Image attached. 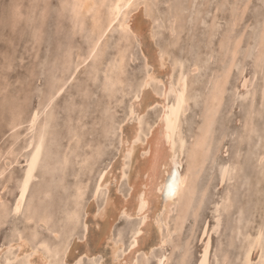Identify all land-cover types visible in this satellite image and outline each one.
I'll use <instances>...</instances> for the list:
<instances>
[{
	"label": "rangeland",
	"instance_id": "obj_1",
	"mask_svg": "<svg viewBox=\"0 0 264 264\" xmlns=\"http://www.w3.org/2000/svg\"><path fill=\"white\" fill-rule=\"evenodd\" d=\"M71 1L73 2V0H0V170L6 167L4 172H7L0 175V198L2 199L0 208L3 207L6 211L4 213L0 209L2 218V221L0 218V264H13V259L14 264H26L27 258L31 261H39L41 253L49 264H56L57 261L58 264H66L67 261H72L74 264L75 259L80 256H84L90 262L101 260V264H119L122 260L124 264H127L126 257H129L137 248L139 251L134 255L131 264H158L161 259L160 264H247L243 263L246 259L244 256L247 254L251 257L248 263L259 264L257 257L259 259L261 256L263 245L259 248L258 244H262V241L258 244L255 241L258 237L256 235L264 233V42L262 43L264 41V0H137L140 2H137L139 6L136 0H133L134 3L131 2L129 10L124 9L125 13L122 12L120 18L111 26L113 28L109 29L110 32L102 36L101 43L99 42V47L97 46L95 50L96 54H89L96 34V30L93 29L95 28L93 18L98 17L99 24L103 20H108V6L113 0H106L107 2L97 0V5L98 2L100 5L94 8L96 11L93 9L90 13H81L83 14L81 17L80 14H76ZM131 6L134 7L131 8ZM101 11L105 13L102 14ZM123 14H126L128 23H131L127 31L117 27ZM133 24H137L142 32L138 38L130 33ZM143 25L146 26L142 27ZM90 32L91 35H88ZM105 41H108V46L103 43ZM102 45L104 50L100 49ZM119 55L123 57L121 70L116 64ZM81 56L88 58L78 68L76 76L74 74L71 76L74 78L68 80L66 88L65 86L63 88L65 90L56 95L48 105V96L55 92L58 83H61L60 80L64 81L65 77L71 75L73 65L79 63ZM67 66L71 67L68 69ZM67 69L70 71L66 76ZM212 73L214 76L211 75ZM147 75H155V80L144 88L142 83ZM180 76L184 82L186 105L184 104V110L179 116L173 150L176 161L178 163L180 161V174L188 176L187 185L180 194L182 197L179 195L173 201L171 213L169 212L167 216H164L166 215L164 210L159 211L160 215L157 212L153 219L151 210L147 215L138 214L134 217L119 214L118 208L123 205L128 206L131 202L133 191L129 184L130 180L135 168H138L146 157L141 149L146 145V137L148 139L156 128L162 111L161 105L158 104L143 110V104L145 100L152 102L156 98L160 99L165 83H169L172 79V85H176ZM110 78H116L114 85L109 81ZM52 79L54 82H51ZM224 80L227 83H224ZM191 84L193 87L190 86ZM49 88L53 89L49 90ZM212 90L215 92L212 93ZM172 98L174 94L170 93V96H167V102L172 101ZM41 103L42 107L46 108L39 116L38 126L28 130L29 114L34 110L39 111L42 108ZM157 107H159L158 110ZM131 110L134 111L133 114ZM14 119L22 121L23 124L15 130H10L9 124ZM45 120L49 121L48 129L51 130L52 127L53 131L48 130V134L46 133L44 137L39 165L31 180L35 185L33 186L30 182L22 202L21 212L19 210V213H15L14 204L19 193L25 157L29 151L23 150V147L32 136L38 133L39 125ZM50 122L53 123L50 124ZM134 124L139 125L141 130L140 137L134 144L132 155L134 161L131 158L124 160L121 150L128 144L124 141H128ZM179 140L182 142L181 149ZM7 152L9 154H6ZM69 155L70 157H67ZM64 159L66 160L64 163L67 164H62L61 168ZM122 161L125 162L123 171L125 176L119 180V183L113 180V183L108 184V189L102 187L95 192V186L99 180L108 178V175L110 176L116 169L115 172L120 173L119 165ZM9 163L11 164L8 165ZM233 167L236 172L231 169ZM220 169H223L222 173ZM49 180H55V184L53 181L50 183ZM39 184L41 187L43 185L41 189ZM221 197L224 198L220 199ZM109 198L111 202L108 201V204ZM120 201L124 202L122 206ZM26 202L29 205L28 203L25 205ZM70 202L73 204L75 202V207ZM220 203L228 208L224 209ZM112 204H115L114 209ZM28 206L30 214L26 208ZM105 209L107 213L105 212L106 216L102 218L99 214ZM223 209L227 210L223 212ZM47 210L51 213L45 212ZM31 218L33 225H29L32 224ZM184 220L186 221L182 225ZM175 222L178 224H175L176 229L173 227ZM106 224L107 226L110 224L111 227L107 229L108 231L105 230ZM165 224L172 225L170 231L169 226L166 227ZM142 225L144 228L140 230ZM147 225L149 228L145 230ZM150 225H153L154 229L156 227L157 232ZM32 228H34L33 231ZM134 231H137V243L132 245ZM175 231L177 232L174 233ZM144 234L150 235H146L145 238ZM21 240L25 242L24 250L18 246ZM250 240H252L251 243H249ZM154 242L157 243L154 245ZM39 245L43 247H37ZM114 247L117 249L116 254H113ZM184 252L187 255H184ZM18 256L22 258L19 259Z\"/></svg>",
	"mask_w": 264,
	"mask_h": 264
},
{
	"label": "bare ground",
	"instance_id": "obj_2",
	"mask_svg": "<svg viewBox=\"0 0 264 264\" xmlns=\"http://www.w3.org/2000/svg\"><path fill=\"white\" fill-rule=\"evenodd\" d=\"M65 1V0H64ZM68 1V0H67ZM96 1L97 0H73V9L76 11V14H80V17L83 15H81V13H90V11L91 10H93L95 7H98V5H100V2H98L99 4L97 5V3H96ZM106 1V0H105ZM133 0H113V1H111V3L109 4V15H107V17H108V20H103V18H102V20L103 21H101V23L99 24V20H98V17H97V19L96 18H93V19H95L94 20V25L93 26H95V28H93L94 29V31L96 30V34L94 35V39H93V42H92V44H91V49H90V53L89 54H93V53H95V50H96V48H97V46H98V44H100L101 43V39H102V36H104V34H106L107 32L109 33L110 31H109V29L110 28H113V27H111L119 18H120V16H121V14H122V12L124 11V9L126 10V8L128 9V7L131 5V2H132ZM139 1V0H138ZM137 0H136V3L138 2ZM141 1V0H140ZM103 2V1H102ZM107 2V1H106ZM109 2V1H108ZM148 2V1H147ZM65 3V2H64ZM105 3V2H104ZM134 2H132V4H133ZM138 3H140V2H138ZM138 3H137V5H138ZM66 4V3H65ZM106 4H108V3H106ZM102 5V4H101ZM141 5V4H140ZM134 6H136V5H134ZM133 6V7H134ZM139 6V5H138ZM100 7V6H99ZM132 6H131V8H133ZM142 7H144V6H142ZM70 8V7H69ZM106 8V7H105ZM130 8V7H129ZM96 9H99V8H96ZM95 10V9H94ZM100 10H101V8H100ZM129 10V9H128ZM134 10V9H133ZM71 11H72V8H71ZM96 11V10H95ZM104 11V10H103ZM103 11H101L102 12V14L103 13H105V12H103ZM73 12V11H72ZM99 12V11H98ZM131 12H133L132 10H131ZM147 12V11H146ZM91 13H93V11L91 12ZM97 13V12H96ZM123 13H125V12H123ZM141 13V12H140ZM72 14V13H71ZM101 14V13H100ZM127 14V13H126ZM126 14H123L122 15V20H120V22H118V25H117V27H120V29H122L123 31H127V29H129V25L131 24H129L128 22V19L126 18L127 16H126ZM148 14H149V12H148ZM147 14V15H148ZM73 15H74V13H73ZM91 15V14H90ZM93 15H94V13H93ZM78 16V15H77ZM85 16V15H84ZM98 16H99V14H98ZM101 16V15H100ZM103 16H106V15H103ZM103 16H101V17H103ZM79 17V18H80ZM129 18V17H128ZM181 18V17H180ZM73 19V18H72ZM84 19H86V17L84 18ZM89 19V18H88ZM105 19V18H104ZM177 19V18H176ZM75 21V20H74ZM81 21V20H80ZM82 21H84V20H82ZM104 21H105V24H104ZM107 21V22H106ZM28 22V21H27ZM155 22V21H154ZM177 22V21H176ZM263 22H264V20H263ZM81 23V22H80ZM86 23V22H85ZM102 23L104 24V25H102ZM157 23V22H156ZM172 23V25H173V21L171 22ZM170 23V24H171ZM137 24H139V23H137ZM137 24H133L134 26H133V28H130V30H132V32H130V33H132L135 37H139L140 36V34L142 33L141 31H140V27L137 25ZM142 24V23H141ZM183 24V23H182ZM264 24V23H263ZM77 25H79L78 23H77ZM91 25V24H90ZM100 25V26H99ZM102 25V26H101ZM116 25V24H115ZM147 25V24H146ZM145 25V26H146ZM144 25L142 26V27H145ZM80 27L82 28V24L80 25ZM92 27V26H91ZM90 27V28H91ZM116 27V28H117ZM131 27H132V25H131ZM89 28V27H88ZM173 28V27H172ZM83 29H85V27L83 28ZM118 29V28H117ZM146 29V28H145ZM144 29V30H145ZM149 28L147 27V30H148ZM151 29V28H150ZM81 30V29H80ZM88 30V29H87ZM143 30V31H144ZM147 30H146V32H147ZM172 30V29H171ZM121 31V30H120ZM123 31H121V33L123 32ZM83 32V31H82ZM89 32V31H88ZM87 32V33H88ZM92 32V31H91ZM91 32H90V34H88V35H91ZM180 32V31H179ZM94 33V32H93ZM124 33V32H123ZM155 33V32H154ZM177 34V33H176ZM179 34V33H178ZM131 35V34H130ZM175 35V34H174ZM226 35V34H225ZM231 35V34H230ZM227 36V35H226ZM259 37V36H258ZM262 37V36H261ZM104 38V37H103ZM133 38V37H132ZM17 40V39H16ZM129 40V39H128ZM131 40V39H130ZM152 40V39H151ZM100 42V43H99ZM108 42V41H107ZM107 42L105 41V42H103V43H106L107 44ZM131 42H133V40L131 41ZM240 41H238V43H239ZM264 41H262V43H263ZM127 43V42H126ZM238 43H236L237 44V48H239L238 47ZM230 44H232V43H230ZM235 44V45H236ZM241 44V43H240ZM71 45V44H70ZM90 45V44H89ZM123 45V44H122ZM264 45V44H263ZM101 46V45H100ZM107 46H108V44H107ZM128 46V45H127ZM129 46H131V45H129ZM99 47V46H98ZM119 47H120V45H119ZM232 47V46H231ZM124 48H127V47H124ZM124 48H121V49H124ZM134 48V47H133ZM100 49H102V50H104L103 49V45H102V48H100ZM131 49H132V47H131ZM232 49V48H231ZM231 49H228V50H231ZM98 50V49H97ZM120 50V49H119ZM125 50V49H124ZM127 50V49H126ZM237 50H239V49H237ZM257 50V49H256ZM85 52H87L86 50H85ZM88 52H89V50H88ZM123 52V51H122ZM224 52V51H223ZM231 52V51H230ZM238 52V51H237ZM257 52V51H256ZM97 53V52H96ZM95 53V54H96ZM125 53V52H124ZM132 53V52H131ZM99 54V53H98ZM119 54V53H118ZM129 54V53H128ZM235 54H237V53H235ZM69 55H70V52H69ZM125 55V54H124ZM157 55V54H156ZM227 55H228V53H227ZM67 56H68V54H67ZM90 56V55H89ZM127 56V55H126ZM132 56H134V54L132 55ZM235 56V55H234ZM69 57V56H68ZM67 57V58H68ZM92 57V56H91ZM91 57H90V60H91ZM117 57V56H116ZM162 57V56H161ZM225 57H226V53H225ZM228 57H229V55H228ZM79 58V57H78ZM87 58L88 57H80V60H79V63H76V64H74L73 65V67H72V69H73V71H72V73H71V75L69 76V77H65V80L64 81H62V80H60V82L61 83H58L59 85L55 88V92L53 93V94H51L50 96H48V100H47V104L49 105L50 104V102H52V99L57 95H59L61 92H63L64 90H63V88H64V86L66 85V83L68 82V80L70 79V78H74V77H71V76H73L76 72H77V70L79 71V67H80V65L83 63V61L85 62L86 60H87ZM97 58V57H96ZM95 58V59H96ZM113 58V57H112ZM125 58V57H124ZM227 58V57H226ZM230 58V57H229ZM228 58V59H229ZM232 58H234V57H232ZM236 58V57H235ZM234 58V59H235ZM94 59V58H93ZM68 60H71V59H68ZM110 60V59H109ZM159 60V59H158ZM168 60V59H167ZM226 60V59H225ZM237 60V59H236ZM92 61V60H91ZM90 61V62H91ZM114 61V60H113ZM116 61V60H115ZM126 61V60H125ZM127 61H129V60H127ZM126 61V62H127ZM131 61V60H130ZM148 61V60H147ZM232 61V60H231ZM67 62V61H66ZM78 62V61H77ZM89 62V61H88ZM87 62V63H88ZM89 62V63H90ZM94 62V61H93ZM97 62V61H96ZM161 62V61H160ZM259 62V61H258ZM70 63H71V61H70ZM98 63V62H97ZM109 63H110V61H109ZM146 63H148V62H146ZM154 63V62H153ZM165 63H167V62H165ZM225 63V62H224ZM226 63H228L227 61H226ZM116 64H117V67H118V69H122V64H123V57L121 56V55H119V59L116 61ZM151 64H152V62H151ZM156 64V63H155ZM175 64V63H174ZM233 64V63H232ZM234 64H235V62H234ZM233 64V65H234ZM264 64V63H263ZM68 65H70V64H68ZM86 65V64H85ZM88 65H90V64H88ZM95 65V64H94ZM146 65V64H145ZM147 65H149V64H147ZM164 65V64H163ZM96 66V65H95ZM108 66V65H107ZM150 66V65H149ZM153 66V65H152ZM155 66V65H154ZM159 66V65H158ZM183 66V65H182ZM68 67V66H67ZM69 67H71V66H69ZM69 67H68V69H69ZM117 67H116V69H117ZM151 67V66H150ZM165 67H166V65H165ZM82 68H84V67H82ZM81 68V69H82ZM106 68V67H105ZM223 68V67H222ZM67 69V71L68 72H66V76L69 74V71L70 70H68ZM89 69V68H88ZM100 69V68H99ZM108 69H109V67H108ZM151 69H153V68H151ZM158 69V68H157ZM160 69V68H159ZM169 69V68H168ZM176 69V68H175ZM195 69V68H194ZM198 69V68H197ZM232 69V68H231ZM90 70H93V69H90ZM161 71H162V69H160ZM194 71V70H193ZM222 71V70H221ZM97 71H95V73H96ZM101 72V71H100ZM158 72V71H157ZM163 72V71H162ZM162 72H161V74H162ZM172 72V71H171ZM170 72V73H171ZM177 72V71H176ZM195 72V71H194ZM232 72V71H231ZM113 73V72H112ZM117 73V72H116ZM125 73V72H124ZM184 73V72H183ZM197 73V72H196ZM221 73V72H220ZM219 73V74H220ZM98 74V73H97ZM164 74V73H163ZM167 74V73H166ZM172 74V73H171ZM180 74V73H179ZM191 74H192V72H191ZM214 73H212L211 75H213ZM218 74V75H219ZM228 74V73H227ZM232 74V73H231ZM62 75V74H61ZM99 75V74H98ZM98 75H96V76H98ZM113 75V74H112ZM58 76V75H57ZM75 76H76V74H75ZM95 76V77H96ZM103 76V75H102ZM168 76V75H167ZM173 76V75H172ZM179 76V75H178ZM214 76V75H213ZM216 76V75H215ZM231 76V75H230ZM61 77H63V76H61ZM60 77V78H61ZM140 77V76H139ZM146 77V76H145ZM158 77V76H157ZM160 77V76H159ZM176 77V76H175ZM192 77V76H191ZM54 78V77H53ZM56 78V77H55ZM123 78V77H122ZM161 78V77H160ZM166 78V77H165ZM172 78V77H171ZM179 78V77H178ZM210 78H211V76H210ZM221 78H223V76H221ZM229 78V77H228ZM114 79H116V78H114ZM114 79H112V78H110V82H111V84L112 85H114ZM187 79H189V77L187 78ZM212 79V78H211ZM54 79H52V81L51 82H54L53 81ZM153 80H155V75H147V77L143 80V83H142V87H146V86H148L149 85V83L151 82V81H153ZM159 80V79H158ZM166 80V79H165ZM168 80H170V79H168ZM172 80V79H171ZM171 80L169 81V83L168 82H166L165 83V86H164V89H163V91H162V95H161V97H160V99H154L152 102H149L148 100L146 101L145 100V102H144V104H143V110H146L148 107L150 108V106H153V105H155V104H158V105H161V107H162V111H161V114H160V117H159V121H158V123L156 124L157 126H156V128H154V130L151 132V134L148 136V139H147V137H146V139H145V141H146V145L144 146V148H142L141 149V151H144V153H145V155H146V157H145V159H144V161H143V163H140L141 165L137 168L136 166H137V164H136V168H135V171H134V174H133V177H132V179L130 180V187H131V189H132V191H133V194L131 195L132 196V199H131V202H129L130 204L128 205V206H126V205H123V203L120 201V203H122V204H120L122 207L120 208L118 205V209H120L119 210V214H124L125 216H132V217H134V215H138V214H146L147 215V213L151 210V217H152V219H153V217L155 216V214L158 212V214H159V211H161V210H164L165 211V213H166V215H164V216H167L168 215V213L170 212V210H172V208H171V206L173 205V201L177 198V197H179V195L184 191V189H185V187H186V185H187V181H188V176L187 175H181L180 174V171H179V169H180V161H179V163L176 161V159H175V152H174V150H173V147H174V135H175V133H176V131H177V129H178V121H179V116H180V113H181V111L182 110H184L183 109V107H184V104H185V101H184V82H183V78H182V76H180V78L178 79V81H177V83H176V85H172V83H171ZM215 80V79H214ZM213 80V81H214ZM70 81V80H69ZM72 81V80H71ZM119 81V80H118ZM176 81V80H175ZM212 81V82H213ZM218 81V80H217ZM57 82V81H56ZM59 82V81H58ZM154 82V81H153ZM159 82H160V80H159ZM210 82H211V80H210ZM226 82V80H224V83ZM215 83H216V81H215ZM218 84H219V82H217ZM227 83V82H226ZM55 83H53V85H54ZM69 84V83H68ZM67 84V85H68ZM141 84V83H140ZM156 84V83H155ZM211 84V83H210ZM50 85H51V83H50ZM122 85V84H121ZM163 85V84H162ZM194 85V84H193ZM213 85V84H212ZM227 85V84H226ZM107 86V85H106ZM123 86V85H122ZM190 86H192V84L190 85ZM219 86V85H218ZM111 87V86H110ZM135 87V86H134ZM193 87V86H192ZM225 87V86H224ZM65 88H66V86H65ZM104 88H105V86H104ZM124 88V87H123ZM215 88H216V86H215ZM50 89H53V88H49V90ZM112 89V88H111ZM121 89H122V87H121ZM139 89V88H138ZM143 89V88H142ZM189 89V88H188ZM63 90V91H62ZM107 90V89H106ZM110 90V89H109ZM115 90V89H114ZM116 90H118L117 88H116ZM126 90V89H125ZM162 90V89H161ZM190 90V89H189ZM213 91V90H212ZM109 92V91H108ZM126 92H127V90H126ZM143 92V91H142ZM215 91H213L212 93H214ZM121 93V92H120ZM129 93H130V91H129ZM137 93H138V90H137ZM144 93V92H143ZM170 93H173L174 94V98H172V101H170V102H167V96H170ZM169 94V95H168ZM47 95V94H46ZM49 95V94H48ZM116 95V94H115ZM136 95H138V94H136ZM140 95V94H139ZM172 95V94H171ZM264 95V94H263ZM111 96V95H110ZM209 96V95H208ZM225 96V95H224ZM223 96V97H224ZM108 97V96H107ZM135 97V96H134ZM137 97V96H136ZM156 97V96H155ZM210 97V96H209ZM208 97V98H209ZM143 98V97H142ZM207 98V99H208ZM106 99V98H105ZM112 99V98H111ZM111 99H109V100H111ZM141 99V98H140ZM210 99V98H209ZM212 99V98H211ZM169 100V99H168ZM171 100V99H170ZM112 102H113V100H111ZM137 101V100H136ZM213 101H214V97H213ZM216 101V100H215ZM224 101V100H223ZM208 102V101H207ZM206 102V103H207ZM220 102V101H219ZM15 103H17V102H15ZM55 103V102H54ZM132 103V102H131ZM135 103V102H134ZM18 104V103H17ZM212 104H214V102H212ZM220 104H222V103H220ZM5 105H6V103H5ZM11 105V104H10ZM46 105V104H45ZM186 105V104H185ZM210 105V104H209ZM208 105V106H209ZM2 106V105H1ZM7 106H9L8 104H7ZM37 106V105H36ZM47 106V105H46ZM112 106V105H111ZM135 106V105H134ZM133 106V107H134ZM207 106V107H208ZM220 106H222V105H220ZM4 107V106H3ZM10 107H12V106H10ZM9 107V108H10ZM16 107V106H15ZM41 107H42V103H41ZM106 107V106H105ZM36 108V107H35ZM46 107L45 106H43L39 111H36V110H34L33 112H30L31 114H29V118H28V120H27V123H28V125H29V127H28V130L29 129H33L37 124H38V120H39V116H40V114H41V112H43L42 110H44ZM135 108H137V107H135ZM155 108V107H154ZM153 108V109H154ZM158 108L159 107H157V110H158ZM6 109V108H5ZM5 109H3V110H5ZM37 109V108H36ZM134 109V108H133ZM185 109H186V107H185ZM6 110H9V109H6ZM215 110H217V107H215ZM46 111H48V109H46ZM45 111V113H46V115H47V112ZM113 111V110H112ZM129 111V110H128ZM206 111H207V109H206ZM213 111V110H212ZM211 111V112H212ZM219 111V110H218ZM5 112V111H4ZM14 112H17V111H14ZM49 112V111H48ZM111 112V111H110ZM114 112V111H113ZM131 112V114H133V110H131L130 111ZM145 112V111H144ZM147 112V111H146ZM210 112V113H211ZM214 112V111H213ZM136 113V112H135ZM138 113V112H137ZM149 113V112H148ZM147 113V114H148ZM184 113H185V111H184ZM208 113V112H207ZM206 113V114H207ZM11 114H12V112H11ZM112 114V113H111ZM131 114L129 115V116H131ZM139 114V113H138ZM5 115V114H4ZM15 115V114H14ZM13 115V116H14ZM18 115V114H17ZM45 115V114H44ZM142 115V114H141ZM186 114H184V116H185ZM209 115V114H208ZM215 115V114H214ZM19 116V115H18ZM52 116V115H51ZM156 116V115H155ZM154 116V117H155ZM205 116H207V115H205ZM216 116V115H215ZM214 116V117H215ZM116 117V116H115ZM133 117V116H132ZM136 117H138V116H136ZM214 117H212L213 119L212 120H214ZM15 118V117H14ZM48 118V117H47ZM50 118V117H49ZM44 119H45V117H44ZM130 119H131V117H130ZM129 119V120H130ZM145 118H143V120H144ZM48 120V119H47ZM47 120H45L44 122H42L39 126V129L37 130V134L36 133H34V134H36L35 136H32V138H30V140L25 144V146L23 147V150H29L28 151V155L25 157V167H24V170H23V175H22V178H21V183H20V187H19V193H18V196H17V200H16V204H14L15 206H14V212L15 213H17L20 209H22L21 208V206H22V202H23V199H25L24 197H25V195H26V192H27V189H28V187H29V184H30V182H31V180L33 179V176L35 175L34 174V172H35V170L37 169L36 167H37V165H39L38 164V162H39V160H40V157H41V152H42V149H43V145H44V137H45V135H46V133L48 132V130H50V129H48V126H49V121H47ZM50 120V119H49ZM111 120V119H110ZM129 120H127V121H129ZM135 120V119H134ZM146 120V119H145ZM206 120H207V118H206ZM211 120V119H210ZM142 121V120H141ZM11 122V121H10ZM135 122V121H134ZM207 122H208V120H207ZM206 122V123H207ZM215 122V121H214ZM51 123H53V122H50V124ZM209 123H211V121L209 122ZM23 124V122L22 121H20V120H15L14 119V121H12L9 125H10V130H15L16 128H18V127H20L21 125ZM79 125H81V124H79ZM118 125V124H117ZM38 126V125H37ZM155 126V125H154ZM153 126V127H154ZM209 126H210V124H209ZM122 127V126H121ZM132 127V126H131ZM203 127V126H202ZM79 128V127H78ZM123 129L122 130H124V127H122ZM142 128V127H141ZM210 128V127H209ZM36 129V128H35ZM76 129V128H75ZM74 129V130H75ZM115 129V128H114ZM207 129H208V126H207ZM51 130H52V127H51ZM50 130V131H51ZM55 130V129H54ZM130 128H129V134H130ZM152 130V129H151ZM33 131V130H32ZM32 131H30V132H32ZM53 131V130H52ZM71 131V130H70ZM78 131H79V129H78ZM91 131V130H90ZM118 131H119V129H118ZM139 131H141L140 130V126L139 125H135L134 124V126H133V128H132V131H131V134H130V136L128 137V141H124V143L125 142H128V144L127 145H125L124 147H122V157H123V159L124 160H126V158H131L132 160L134 159V156L132 157V155H133V153H134V144L137 142V140H138V138L140 137L139 136ZM206 131V130H205ZM12 132V131H11ZM29 132V131H28ZM6 133V132H5ZM33 133V132H32ZM82 133V132H81ZM112 133V132H111ZM121 133V132H120ZM148 133H149V131H148ZM207 133V132H206ZM212 133V132H211ZM48 134V133H47ZM208 134V133H207ZM206 134V135H207ZM18 135V134H17ZM79 135H81V134H79ZM121 135V134H120ZM76 136V135H75ZM122 136V135H121ZM121 136H120V139H121ZM29 137V136H28ZM49 136H47V138H48ZM207 137V136H206ZM13 138V137H12ZM46 138V139H47ZM82 138V137H81ZM68 139H70V138H68ZM83 139V138H82ZM124 139V138H123ZM15 140V139H14ZM125 140H126V138H125ZM47 141H48V139H47ZM72 141V140H71ZM145 141H144V143H145ZM203 141V140H202ZM200 142V141H199ZM205 142V141H204ZM213 142V141H212ZM49 143V142H48ZM123 143V142H122ZM179 143H180V149H181V147H182V142L179 140ZM51 144V143H50ZM121 145V144H120ZM140 145V144H139ZM200 145V144H199ZM203 145V144H202ZM67 146V145H66ZM122 146V145H121ZM141 146V145H140ZM143 146V145H142ZM141 146V147H142ZM68 147V146H67ZM74 147V146H73ZM76 147H78V146H76ZM201 147V146H200ZM58 148V147H57ZM56 148V149H57ZM52 149V148H51ZM68 149V148H67ZM66 149V150H67ZM75 149V148H74ZM10 150V149H9ZM65 150V151H66ZM11 151V150H10ZM65 151H64V153H65ZM44 152V151H43ZM53 152V151H52ZM71 152V151H70ZM91 152V151H90ZM194 152V151H193ZM55 153V152H54ZM69 153V152H68ZM121 153V152H120ZM238 153V152H237ZM6 154H9V152H7ZM67 154V153H66ZM181 154H182V152H181ZM180 154V155H181ZM71 155V154H70ZM70 155L69 156H67V157H70ZM139 155V154H138ZM142 155V154H141ZM237 155V154H236ZM56 156V155H55ZM78 156V155H77ZM4 157H6V156H4ZM57 157V156H56ZM64 157V156H63ZM197 157V156H196ZM195 157V158H196ZM236 157H238V156H236ZM58 158V157H57ZM69 158H67V160H68ZM140 159V158H139ZM180 159V158H179ZM260 159H263V158H261L260 157ZM73 160V159H72ZM136 160V159H135ZM181 160V159H180ZM208 160H209V158H208ZM61 161V160H60ZM83 161V160H82ZM92 161V160H91ZM134 161V160H133ZM138 161V160H137ZM197 161H199V160H197ZM262 161V160H261ZM264 161V160H263ZM57 162H59V160H57ZM64 162H66V160L64 159V161H63V163H61V168L63 167V165L62 164H65ZM71 162V161H70ZM119 162V161H118ZM141 162V161H140ZM260 162V161H259ZM0 163H1V160H0ZM50 163V162H49ZM197 163V162H196ZM238 163V162H237ZM11 163H9L8 165H10ZM18 164V163H17ZM41 164H42V162H41ZM67 164V163H66ZM65 164V165H66ZM84 164V163H83ZM131 164V163H130ZM132 164H134L133 162H132ZM201 164V163H200ZM205 164V163H204ZM7 165V166H8ZM85 165V164H84ZM227 165V164H226ZM42 166V165H41ZM82 166V165H81ZM80 166V167H81ZM86 166V165H85ZM205 166V165H204ZM234 166H236V165H234ZM45 167V166H44ZM47 167V166H46ZM66 167V166H65ZM130 167V166H129ZM201 167V166H200ZM224 167H225V165H224ZM57 168V167H56ZM86 168H87V166H86ZM124 168H125V162L124 161H122L121 162V164L119 165V170H120V173H116L115 171L117 170H115L114 172L116 173V174H119L118 176L114 173V172H112L111 174H110V172H109V174H110V176L108 175V178H106V179H104V180H99V182H97V184H96V186H95V192H97L98 191V189H100V188H102V187H106L107 189H108V184L109 183H113V180L116 182V183H119V180L122 178V177H124L125 175H124ZM131 168V167H130ZM129 168V170H131ZM236 168V167H235ZM238 168V167H237ZM11 169V168H10ZM43 168H41V170H42ZM54 169H55V167H54ZM53 169V170H54ZM65 169V168H64ZM231 169H233V171L235 170L234 169V167L233 168H231ZM6 170V167H4V168H2L1 170H0V175L1 174H3V173H5L4 171ZM8 170V169H7ZM39 170H40V168H39ZM49 170V169H48ZM221 170H223V169H220V172H221ZM230 170V169H229ZM9 171V170H8ZM50 171V170H49ZM59 171V170H58ZM196 171V170H195ZM194 171V172H195ZM226 171V170H225ZM230 171H232V170H230ZM232 171V172H233ZM238 171V170H237ZM14 172V171H13ZM41 172V171H40ZM55 172V171H54ZM129 172V171H128ZM197 172V171H196ZM234 172H236V171H234ZM43 173V172H42ZM52 173V172H51ZM222 173V172H221ZM5 174H7V172L5 173ZM45 174V173H44ZM55 174V173H54ZM56 174H58V172H56ZM56 174H55V176H56ZM105 174V173H104ZM238 174V173H237ZM49 175V174H48ZM230 172H229V178L231 179V177H230ZM234 175V174H233ZM5 176H7V175H5ZM9 176H11V174L9 175ZM13 176V175H12ZM45 176H47V175H45ZM50 176V175H49ZM55 176H54V178H55ZM127 176H128V174H127ZM228 176V175H227ZM225 177V176H224ZM11 178V177H10ZM14 178V177H13ZM126 178V177H125ZM129 178H130V176H129ZM234 178V177H233ZM7 179H9V178H7ZM52 179V178H51ZM63 179V178H62ZM227 179V178H226ZM1 180V179H0ZM13 180V179H12ZM12 180H11V183H12ZM55 180H56V178H55ZM54 180V181H55ZM9 181H10V179H9ZM35 181V180H34ZM51 181H53V180H51ZM51 181L49 180V182L51 183ZM53 181V182H54ZM58 181V180H57ZM83 181V180H82ZM81 181V182H82ZM228 181V180H227ZM231 181V180H230ZM233 181H234V179H233ZM37 182V181H36ZM40 182V181H39ZM45 182V181H44ZM1 183V182H0ZM4 182L2 181V184H3ZM32 183V185H33V182H31ZM127 183H128V179H127ZM195 183H196V181H195ZM7 184V183H6ZM5 184V185H6ZM43 184V183H42ZM48 184V183H47ZM54 184H55V182H54ZM227 185L229 184V183H226ZM35 185V184H34ZM33 185V186H34ZM37 185V184H36ZM40 185V184H39ZM43 185H45V184H43ZM43 185H42V187H43ZM118 185V184H117ZM194 185V184H193ZM54 186V185H53ZM80 186H83V185H80ZM88 186V185H87ZM108 186V187H107ZM119 186V185H118ZM230 186H231V184H230ZM3 187H5L4 185H3ZM36 187H38V185L36 186ZM41 187V185L39 186V188ZM41 187V188H42ZM40 188V189H41ZM116 188H117V186H116ZM194 188V187H193ZM192 188V189H193ZM5 190H7L6 188H4ZM228 189V186H227V188H226V190ZM42 190H44V189H42ZM78 190V188L76 189V191ZM79 190H81V189H79ZM86 190V189H85ZM3 191V190H2ZM34 191V190H33ZM36 191H41V190H36ZM113 191H115L114 189H113ZM131 191V192H132ZM78 192V191H77ZM193 192H194V190H193ZM227 192V191H226ZM228 192H229V190H228ZM35 193V192H34ZM39 193V192H38ZM37 193V194H38ZM41 193V192H40ZM42 193H43V191H42ZM75 193V192H74ZM79 193H80V191H79ZM78 193V194H79ZM187 193V192H186ZM190 193H191V191H190ZM189 193V194H190ZM4 194V193H3ZM37 194H35V196L37 195ZM44 194H46V193H44ZM86 194V193H85ZM229 194H230V192H229ZM74 195H76V193L74 194ZM114 195V194H113ZM227 194H225V196H226ZM2 196V195H1ZM131 196H130V198H131ZM181 196V195H180ZM224 196V197H225ZM80 197V196H79ZM116 197V196H115ZM182 197V196H181ZM190 197V196H189ZM188 197V198H189ZM223 197V198H224ZM230 197V196H229ZM3 198V197H2ZM45 198V197H44ZM78 198V197H77ZM129 198V197H128ZM191 198V197H190ZM222 197L220 198V199H223ZM33 198H31V200H32ZM34 199H35V197H34ZM39 199V197L37 198V200ZM74 199H76V198H74ZM80 199H82V198H80ZM106 199V198H105ZM108 199V198H107ZM110 199V198H109ZM226 199V198H225ZM224 199V200H225ZM229 199V198H228ZM0 200H2L1 198H0ZM36 200V199H35ZM35 200H32V201H35ZM44 200V199H43ZM77 200V199H76ZM113 200V199H112ZM127 200V199H126ZM125 200V201H126ZM195 200V199H194ZM27 201H30V200H27ZM32 201H30V202H32ZM93 201V200H92ZM108 201H110L111 202V199L110 200H107V202ZM119 201V200H118ZM123 201V200H122ZM202 201V200H201ZM220 201V200H219ZM222 201V200H221ZM229 201V200H228ZM2 202V201H1ZM3 202H5V201H3ZM25 202V201H24ZM191 202V201H190ZM28 202H26V203H24L25 205L27 204ZM40 203V202H39ZM42 203V202H41ZM114 203H117V202H114ZM225 203V202H224ZM8 204V203H7ZM31 204V203H30ZM35 204H36V202H35ZM43 204V203H42ZM42 204H40V205H42ZM70 204L72 205L73 203H71L70 202ZM74 204H75V202H74ZM73 204V205H74ZM107 204V203H106ZM108 204H109V202H108ZM192 204V203H191ZM220 204H222V203H220ZM219 204V205H220ZM3 205V204H2ZM2 205H1V207H2ZM9 205H10V203H9ZM9 205H7L8 207H9ZM28 205H29V203H28ZM36 205H39V204H36ZM35 205V206H36ZM68 205V204H67ZM72 205V206H73ZM113 205H115V204H112V207H113ZM190 205V204H189ZM218 205V206H219ZM12 206H13V204H12ZM108 206V205H107ZM175 206V205H174ZM222 206H223V204H222ZM23 207V206H22ZM38 207V206H37ZM40 207V206H39ZM71 207V206H70ZM73 207H75V205L73 206ZM72 207V208H73ZM110 207V206H109ZM112 207H110V208H112ZM116 207V206H115ZM176 207V206H175ZM187 207L189 208V206L187 205ZM220 207V206H219ZM19 208V210L17 211V209ZM27 208V211H28V213H29V206L28 207H26ZM50 208V207H49ZM69 208V207H68ZM104 208V207H103ZM223 208L225 209V208H228L227 206L225 207V206H223ZM1 209V208H0ZM7 209V208H6ZM5 209V210H6ZM40 209V208H39ZM51 209V208H50ZM49 209V210H50ZM74 209V208H73ZM72 209V210H73ZM79 209V208H78ZM78 209H76V210H78ZM112 209H114V207L112 208ZM173 209H174V207H173ZM219 209H221V208H219ZM223 209V212L224 211H226V210H224ZM1 210H3V207H2V209ZM0 210V211H1ZM44 210H46V209H44ZM100 210H102V209H100ZM99 210V211H100ZM116 211H117V209H115ZM188 210H190V208L188 209ZM26 211V210H25ZM35 211V210H34ZM68 211V210H67ZM108 211V210H107ZM174 211H176V209H174ZM187 211V210H186ZM185 211V212H186ZM218 211V210H217ZM3 212L5 213L6 211H4L3 210ZM2 212V213H3ZM9 212H11V211H9ZM20 212H21V210H20ZM45 212H47L48 214H49V212H48V210L47 211H45ZM73 212V211H72ZM101 212V211H100ZM106 209H105V211L103 210V212L102 213H100L99 214V216L100 217H102V218H104V216H106ZM2 213H1V215H2ZM19 213V212H18ZM35 213V212H34ZM51 213V212H50ZM80 213V215H81V212H79ZM99 213V212H98ZM164 213V212H163ZM171 213V212H170ZM174 213V212H173ZM182 213V212H181ZM6 214H8V212L6 213ZM30 214V213H29ZM29 214H28V216H29ZM36 214V213H35ZM71 214H74V213H71ZM93 214H96V213H93ZM111 214H113V213H111ZM115 214V213H114ZM218 214H220L219 212H218ZM15 215V214H14ZM17 215V214H16ZM25 215V214H24ZM34 215V214H33ZM79 215V214H78ZM116 215H117V213H116ZM160 215V214H159ZM177 215V214H176ZM180 215V214H179ZM186 215V214H185ZM3 216H5V215H3ZM8 216V215H7ZM7 216H6V218H7ZM31 216V215H30ZM35 216V215H34ZM33 216V217H34ZM67 216L69 217V214H67ZM67 216H65V217H67ZM76 216V215H75ZM150 216V215H149ZM39 217V216H38ZM94 217H95V215H94ZM96 217H97V215H96ZM99 217V218H100ZM119 217V216H118ZM130 217H127V218H130ZM145 217V216H144ZM163 217V216H162ZM169 217V216H168ZM171 217V216H170ZM179 217H181V216H179ZM184 217V216H183ZM182 217V218H183ZM185 217H187V215L185 216ZM184 217V218H185ZM1 218V217H0ZM25 218H26V215H25ZM30 218V217H29ZM155 218V217H154ZM178 218V217H177ZM182 218H181V220H182ZM107 219H108V217H107ZM151 218H149V220H150ZM151 219V220H152ZM163 219V222H164V218H162ZM167 219V218H166ZM4 220V219H3ZM7 220V219H6ZM27 220V219H26ZM68 220V219H67ZM67 220H66V223H67ZM104 220V219H103ZM113 220H115V219H113ZM146 220V219H145ZM148 220V219H147ZM158 220V219H157ZM175 220H179V219H176L175 218ZM180 220V221H181ZM1 221H2V218H1ZM37 221V220H36ZM44 221V220H43ZM110 221V220H109ZM154 221V220H153ZM168 222H170L169 220H167ZM179 221V222H180ZM185 221L186 220H184V222H183V224L182 225H184V223H185ZM29 222V221H28ZM30 222H32V224H29V225H33V221H32V218H31V221ZM38 222V225H40L39 224V221H37ZM71 222H72V220H71ZM76 222V221H75ZM74 222V223H75ZM115 222V221H114ZM113 222V223H114ZM150 222V221H149ZM148 222V223H149ZM167 222V223H168ZM177 222V221H176ZM176 222L174 223V229H176L175 228V224H176ZM66 223H64V224H66ZM109 223V222H108ZM112 223V224H113ZM178 223V222H177ZM182 223V222H181ZM180 223V224H181ZM4 224V223H3ZM41 224L43 225V222L41 221ZM68 224V223H67ZM73 224V223H72ZM150 224H153V223H150ZM27 226H28V224H26ZM25 225V226H26ZM41 225V226H42ZM71 225V224H70ZM155 225V224H154ZM156 225H157V223H156ZM160 225V224H159ZM164 225V224H163ZM176 225H178V224H176ZM182 225H180V226H182ZM1 226V225H0ZM45 226V225H44ZM43 226V227H44ZM46 226H47V223H46ZM77 226V225H76ZM104 226V225H103ZM144 226H145V224H144ZM144 226L142 225L141 227H139V228H141L140 230H142L143 228H144ZM153 225H150V227H152ZM165 226H166V224H165ZM167 226H169L168 228H170L169 229V231L171 230V226L170 225H167ZM166 226V227H167ZM32 227V226H31ZM38 227V226H37ZM52 227V226H51ZM105 227H107V228H105V230H107V229H110L111 227H110V224L107 226V224H106V226ZM35 228V227H34ZM34 228H32L31 230L33 231L34 230ZM54 228V227H53ZM102 228V227H101ZM149 227H148V225H147V227L145 228V230H147ZM153 229H154V227H152ZM264 228V227H263ZM30 229V228H29ZM152 229V230H153ZM155 229H156V227H155ZM154 229V230H155ZM167 229V228H166ZM177 229H178V227H177ZM180 229V228H179ZM182 229V228H181ZM86 230V229H85ZM104 230V229H103ZM103 230H102V232H103ZM150 230V229H149ZM151 230V231H152ZM26 231V230H25ZM28 231V230H27ZM74 231V230H73ZM108 231V230H107ZM111 231V230H110ZM137 231H139V229L137 230ZM137 231L135 232H133V237H132V241H133V244L132 245H134V244H136L137 243V237H136V234H137ZM156 231V230H155ZM29 232V231H28ZM146 232V231H145ZM157 232V231H156ZM155 232V233H156ZM177 231H175L174 233H176ZM179 232V231H178ZM264 232V231H263ZM262 232V233H263ZM25 233V232H24ZM29 233H31V232H29ZM34 235H35V233L34 232H32ZM66 233V232H65ZM100 233H101V231H100ZM108 233V232H107ZM143 233V232H142ZM165 233H166V230H165ZM260 233V232H259ZM148 234V233H147ZM146 234V235H147ZM172 234H173V232H172ZM172 234H170V235H172ZM70 235V234H69ZM145 234H144V237L146 236ZM150 235V234H149ZM149 235H147V236H149ZM169 235V236H170ZM263 235H264V233L263 234H259V235H256V236H258V237H256V241H255V243L256 244H258V243H260L261 241H262V244H258V246H259V248H260V246L262 247V245H263V247H262V252H261V256H259L260 258L258 259V257H257V262H259V264H264V237H263ZM15 236V235H14ZM54 236V235H53ZM109 236V235H108ZM168 236V237H169ZM17 237V236H16ZM34 237V236H33ZM32 237V238H33ZM67 237V236H66ZM70 237V236H69ZM106 237V236H105ZM110 237V236H109ZM143 237V236H142ZM143 237V238H144ZM139 238V237H138ZM146 238V237H145ZM27 239V238H26ZM64 239V238H63ZM107 239H108V237H107ZM159 239V238H158ZM252 239H253V237H252ZM255 239V238H254ZM28 240V239H27ZM36 240V239H35ZM117 240V239H116ZM129 240V239H128ZM161 240V239H160ZM159 240V241H160ZM131 241V240H130ZM141 241V240H140ZM251 241L252 240H250V242L249 243H251ZM14 242V241H13ZM35 242V241H34ZM100 242V241H99ZM105 242H106V240H105ZM139 242V241H138ZM158 242V241H157ZM157 242H154V245H155V243H157ZM165 242V241H164ZM25 242L23 241V243H20V244H18V246L19 247H22V249H23V244H24ZM120 243V242H119ZM129 243V244H130ZM140 243V242H139ZM143 243H145V242H143ZM7 244V243H6ZM17 244V243H16ZM16 244H15V246H16ZM34 244V243H33ZM32 244V245H33ZM161 244H162V241H161ZM198 244V243H197ZM55 245V244H54ZM68 245V244H67ZM158 245H159V243H158ZM188 245V244H187ZM12 246H14V245H12ZM25 246V245H24ZM116 246V245H115ZM249 246V248H250V244L248 245ZM251 246H252V244H251ZM18 247V248H19ZM27 247V246H26ZM37 247H41L40 245L39 246H37ZM43 247V246H42ZM66 247V246H65ZM116 247H118V246H116ZM116 247H114L115 248V250L113 249V254H116V252H117V249H116ZM133 247V246H132ZM135 247V246H134ZM148 247V246H147ZM146 247V248H147ZM151 247H153V246H151ZM9 248V247H8ZM17 248V247H16ZM17 248V249H18ZM142 248V247H141ZM185 248H186V246H185ZM16 249V250H17ZM37 249V248H36ZM44 249H46V247H44ZM149 249V248H148ZM187 249V248H186ZM14 250H15V248H14ZM20 251H21V249H19ZM24 250V249H23ZM27 250V249H26ZM63 250V249H62ZM120 250V249H119ZM133 250V249H132ZM151 250V249H150ZM7 251V250H6ZM8 251H11V250H9L8 249ZM40 251V250H39ZM56 251V250H55ZM64 251H65V249H64ZM139 251V249L137 248L136 250H134L133 252H132V254L129 256V257H126V262H125V260H124V262L125 263H127V264H131V262H133V260H134V255L137 253ZM186 251V250H185ZM188 251V250H187ZM12 252V251H11ZM10 252V253H11ZM30 252V251H29ZM37 252V251H36ZM36 252H34V253H36ZM43 252V251H42ZM46 252H48V250L46 251ZM52 252V251H51ZM143 252V251H142ZM141 252V253H142ZM149 252V251H148ZM13 253V252H12ZM16 253V252H15ZM25 253V252H24ZM28 253V252H27ZM26 253V254H27ZM33 253V254H34ZM44 253V252H43ZM2 254H4V253H2ZM22 254H23V252H22ZM42 254V253H41ZM39 255V261H31V259L29 260V258H25V260H27L26 261V264H49L48 263V261L46 260V258L43 256V255ZM56 254V253H55ZM58 254V253H57ZM86 254V253H85ZM89 254V253H88ZM100 254V253H99ZM143 254H144V252H143ZM145 254H146V251H145ZM149 254V253H148ZM184 255H187L185 252L183 253ZM259 254H260V252H259ZM258 254V255H259ZM17 255H19L18 253H17ZM31 255V254H30ZM35 255V254H34ZM82 255V254H81ZM94 255V254H93ZM122 255V254H121ZM124 255V254H123ZM129 255V254H128ZM127 255V256H128ZM147 255V254H146ZM28 257H29V254L27 255ZM32 256V255H31ZM38 256V255H37ZM57 256V255H56ZM139 256V255H138ZM141 257H142V255H140ZM145 256V255H144ZM3 257V256H2ZM8 257V256H7ZM17 257V256H16ZM19 257V259H21L22 257H20V256H18ZM35 257V256H34ZM48 257V256H47ZM51 257V256H50ZM116 257V256H115ZM122 257V256H121ZM244 257H246V259H244L245 260V262H243V263H247V264H250V263H248V260H250V256H249V254H247V256H244ZM4 258V257H3ZM15 258V257H14ZM146 258V257H145ZM162 258H164V257H162ZM18 259V260H19ZM52 259H54V258H52ZM62 259V258H61ZM65 259V258H64ZM113 259H115V258H113ZM123 259V258H122ZM125 259V258H124ZM161 259V258H160ZM2 260V259H1ZM183 260V259H182ZM256 260V259H255ZM55 261V260H54ZM101 261V260H100ZM117 262H119V260H116ZM116 261H115V263H116ZM123 261V260H122ZM120 262V263H123V262ZM157 261H159V260H157ZM156 261V262H157ZM161 261H162V259L160 260V262H158V264H160L161 263ZM164 261V260H163ZM6 262V261H5ZM12 262H13V264L15 263V261H14V259L12 260ZM58 262V261H57ZM56 262V264H58ZM137 262V261H136ZM140 262V261H139ZM9 263V262H8ZM17 263H19V262H17ZM22 263V262H21ZM24 263V262H23ZM64 263V262H63ZM119 263V264H120ZM3 264V263H2ZM5 264V263H4ZM7 264V263H6ZM118 264V263H117ZM124 264V263H123ZM140 264V263H139ZM256 264V263H255Z\"/></svg>",
	"mask_w": 264,
	"mask_h": 264
},
{
	"label": "snow or ice",
	"instance_id": "obj_3",
	"mask_svg": "<svg viewBox=\"0 0 264 264\" xmlns=\"http://www.w3.org/2000/svg\"><path fill=\"white\" fill-rule=\"evenodd\" d=\"M19 210V208L17 209V211ZM21 243H23V240H21ZM43 246V245H41ZM64 254H67V248L65 249ZM66 264H73L72 261H67ZM74 264H101L100 261H88L84 256H80L79 258L75 259Z\"/></svg>",
	"mask_w": 264,
	"mask_h": 264
}]
</instances>
